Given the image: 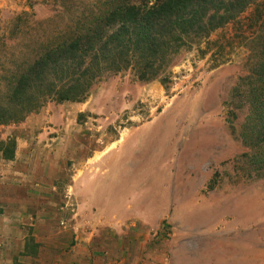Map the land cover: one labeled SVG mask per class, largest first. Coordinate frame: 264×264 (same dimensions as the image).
Returning <instances> with one entry per match:
<instances>
[{
    "label": "rangeland",
    "instance_id": "obj_1",
    "mask_svg": "<svg viewBox=\"0 0 264 264\" xmlns=\"http://www.w3.org/2000/svg\"><path fill=\"white\" fill-rule=\"evenodd\" d=\"M111 2L0 0L4 67ZM261 3L264 16L260 0L182 47L160 79L108 73L83 102L0 125V152L12 155L0 176V264H264V171L242 156L247 106L233 96L253 63Z\"/></svg>",
    "mask_w": 264,
    "mask_h": 264
},
{
    "label": "trees",
    "instance_id": "obj_2",
    "mask_svg": "<svg viewBox=\"0 0 264 264\" xmlns=\"http://www.w3.org/2000/svg\"><path fill=\"white\" fill-rule=\"evenodd\" d=\"M259 1L114 0L97 20L36 42L32 53L13 59L10 69L0 59V125L22 122L48 102H83L94 83L108 73L132 69L139 81L160 79L163 65L168 66L182 47L236 24ZM260 6L250 43L253 63L238 80L233 96L244 94L247 106L238 136L248 151L242 156L263 172L264 16ZM8 145L6 149L13 148L14 140ZM3 158L10 160L12 155L3 152Z\"/></svg>",
    "mask_w": 264,
    "mask_h": 264
},
{
    "label": "crops",
    "instance_id": "obj_3",
    "mask_svg": "<svg viewBox=\"0 0 264 264\" xmlns=\"http://www.w3.org/2000/svg\"><path fill=\"white\" fill-rule=\"evenodd\" d=\"M6 168H7L6 161L2 156V152H0V176L2 175L4 169H6ZM0 179H2V178L0 177Z\"/></svg>",
    "mask_w": 264,
    "mask_h": 264
}]
</instances>
